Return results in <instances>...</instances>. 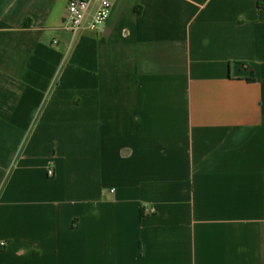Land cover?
Listing matches in <instances>:
<instances>
[{
  "label": "crops",
  "instance_id": "crops-1",
  "mask_svg": "<svg viewBox=\"0 0 264 264\" xmlns=\"http://www.w3.org/2000/svg\"><path fill=\"white\" fill-rule=\"evenodd\" d=\"M110 1L0 0V264H264V10Z\"/></svg>",
  "mask_w": 264,
  "mask_h": 264
},
{
  "label": "built area",
  "instance_id": "built-area-1",
  "mask_svg": "<svg viewBox=\"0 0 264 264\" xmlns=\"http://www.w3.org/2000/svg\"><path fill=\"white\" fill-rule=\"evenodd\" d=\"M95 0H69L67 14L61 23V26L73 33H76L82 26L91 4ZM112 4L110 0H99L98 9L94 15L91 27L95 29L97 25L104 24L110 17ZM49 176L53 171L49 170Z\"/></svg>",
  "mask_w": 264,
  "mask_h": 264
},
{
  "label": "trees",
  "instance_id": "trees-1",
  "mask_svg": "<svg viewBox=\"0 0 264 264\" xmlns=\"http://www.w3.org/2000/svg\"><path fill=\"white\" fill-rule=\"evenodd\" d=\"M257 2V7L260 9V10H264V0H256ZM249 82H254L255 81V77H254V74L252 73L251 77H249L247 79Z\"/></svg>",
  "mask_w": 264,
  "mask_h": 264
}]
</instances>
